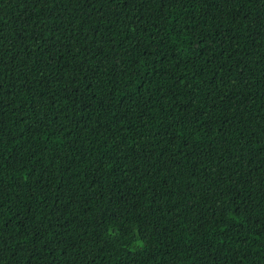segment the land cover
<instances>
[{"label":"trees","instance_id":"trees-1","mask_svg":"<svg viewBox=\"0 0 264 264\" xmlns=\"http://www.w3.org/2000/svg\"><path fill=\"white\" fill-rule=\"evenodd\" d=\"M0 264H264V0H0Z\"/></svg>","mask_w":264,"mask_h":264}]
</instances>
